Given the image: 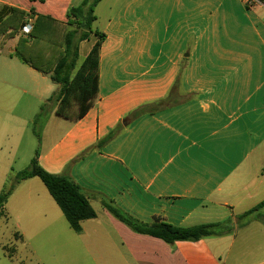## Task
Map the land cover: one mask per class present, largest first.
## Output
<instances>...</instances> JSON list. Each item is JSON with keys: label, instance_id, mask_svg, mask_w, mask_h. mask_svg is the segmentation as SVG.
I'll return each mask as SVG.
<instances>
[{"label": "crops", "instance_id": "0c3cea01", "mask_svg": "<svg viewBox=\"0 0 264 264\" xmlns=\"http://www.w3.org/2000/svg\"><path fill=\"white\" fill-rule=\"evenodd\" d=\"M75 1L0 0V12L66 25ZM101 7L98 97L38 158L97 213L73 230L88 264H264L260 219L171 246L134 233L102 203L144 223L192 227L236 223L264 201V0H101L95 13ZM19 35L3 46L11 60Z\"/></svg>", "mask_w": 264, "mask_h": 264}, {"label": "rangeland", "instance_id": "374dc122", "mask_svg": "<svg viewBox=\"0 0 264 264\" xmlns=\"http://www.w3.org/2000/svg\"><path fill=\"white\" fill-rule=\"evenodd\" d=\"M81 4L76 0L74 7ZM95 14L93 30L101 31L103 7ZM94 42L92 37L80 44V62ZM10 47L0 48V194L9 186L14 191L0 219V264H88L86 249L40 179L16 180V174L49 151L72 123L57 117L48 101L58 91L50 76L11 60ZM244 221L252 224L259 218L255 214ZM16 232L23 241L15 238ZM10 249H16L14 257Z\"/></svg>", "mask_w": 264, "mask_h": 264}, {"label": "trees", "instance_id": "16d2710c", "mask_svg": "<svg viewBox=\"0 0 264 264\" xmlns=\"http://www.w3.org/2000/svg\"><path fill=\"white\" fill-rule=\"evenodd\" d=\"M100 1L83 0L79 7L70 8L66 25L50 17L38 16L27 36L19 35L22 27L28 23L24 11L11 9L6 15L4 8L0 12V48L19 35L16 57L34 70L49 75L51 81L58 86V91L48 101L54 104L56 115L66 120L82 119L98 97L100 51L104 34L94 31L93 24L96 21L95 8ZM92 37L95 42L80 62V44L90 41ZM110 139L111 136L100 145ZM32 178L40 179L45 185L75 232H81L83 221L97 217L82 188L67 174L55 175L47 172L39 164L38 157L32 160L29 169L16 174L19 182ZM13 191L14 187L9 186L0 194V219L5 217V208ZM102 199L103 206L110 214L134 233L160 239L171 246L177 242H198L232 235L236 227L241 229L249 224L244 221L245 218L255 214L260 220L264 219L263 201L238 216L236 223L228 219L223 222L180 227L165 223L159 218L152 223H144L108 199Z\"/></svg>", "mask_w": 264, "mask_h": 264}, {"label": "built area", "instance_id": "2783aa9c", "mask_svg": "<svg viewBox=\"0 0 264 264\" xmlns=\"http://www.w3.org/2000/svg\"><path fill=\"white\" fill-rule=\"evenodd\" d=\"M256 0H248V3L255 2ZM33 29V22L29 21L25 26L22 27V34L29 35Z\"/></svg>", "mask_w": 264, "mask_h": 264}]
</instances>
